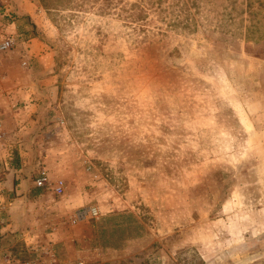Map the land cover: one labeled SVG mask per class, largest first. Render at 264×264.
I'll list each match as a JSON object with an SVG mask.
<instances>
[{
  "label": "rangeland",
  "instance_id": "374dc122",
  "mask_svg": "<svg viewBox=\"0 0 264 264\" xmlns=\"http://www.w3.org/2000/svg\"><path fill=\"white\" fill-rule=\"evenodd\" d=\"M168 1L140 41L99 2L0 0V83L29 82L63 160L0 136L4 263L264 264V0Z\"/></svg>",
  "mask_w": 264,
  "mask_h": 264
},
{
  "label": "crops",
  "instance_id": "0c3cea01",
  "mask_svg": "<svg viewBox=\"0 0 264 264\" xmlns=\"http://www.w3.org/2000/svg\"><path fill=\"white\" fill-rule=\"evenodd\" d=\"M27 14H32L31 10H26ZM14 23L10 21V23H6L2 25V30L12 32L14 31ZM0 29V30H1ZM6 38V37H5ZM3 38V39H5ZM35 37L30 38L29 40L32 43L35 41ZM2 39V40H3ZM1 41V40H0ZM32 50V49H31ZM39 57L42 58V53H39ZM44 72V71H43ZM11 73V71H10ZM25 74V75H24ZM33 72L31 73L28 69L27 70H19L18 77H30L32 76ZM4 76V75H3ZM7 77H11L10 75H5ZM14 77V76H13ZM29 82L22 81L21 79H13L10 82L0 83V136H47L43 138H39L38 146L40 148L39 151L44 152L40 155H43L42 159L47 162L48 166L53 162H59L60 164L63 162L61 158L60 151H56L53 149L55 143L52 141L51 136H56L55 134L46 132L47 126L45 124L39 125L38 119H33L32 115L34 111L40 107V103L37 101L32 100L34 97H31V93L33 88L28 84ZM7 117H9L10 124L7 125ZM6 141V140H5ZM3 148L0 147V159L3 153ZM43 150V151H42ZM38 161V160H37ZM59 165L58 173L61 171V165ZM0 181V188H3L4 191L5 187L7 186L8 189H14L15 192L18 191V185H9L5 184V182L1 183ZM27 187V186H26ZM25 187V188H26ZM21 188V187H20ZM24 190V188H22ZM3 197L0 198V204L4 202V205L12 211L15 202L11 199L5 198L4 194ZM14 224L0 222V237L9 234V231H13ZM34 240V239H33ZM1 251V249H0ZM0 264H6L3 260H0Z\"/></svg>",
  "mask_w": 264,
  "mask_h": 264
},
{
  "label": "trees",
  "instance_id": "16d2710c",
  "mask_svg": "<svg viewBox=\"0 0 264 264\" xmlns=\"http://www.w3.org/2000/svg\"><path fill=\"white\" fill-rule=\"evenodd\" d=\"M46 10L53 8L55 0H39ZM68 3L72 0H67ZM77 6H83L84 4L100 3V9L103 13H109L111 11H117L116 13L120 15L132 28L134 32L138 35L137 38L140 41H146L154 37V35L159 34V30H153L150 28H145L143 22L147 21L146 17L151 12L153 14L160 16L162 20L163 11L165 6L164 1L168 0H136L135 2H127L126 0H76ZM173 0L168 1V6L172 4ZM181 0H177L179 2ZM189 1L194 3V0H184L181 4L187 6ZM180 4V5H181ZM169 25L170 28H174V22Z\"/></svg>",
  "mask_w": 264,
  "mask_h": 264
},
{
  "label": "built area",
  "instance_id": "2783aa9c",
  "mask_svg": "<svg viewBox=\"0 0 264 264\" xmlns=\"http://www.w3.org/2000/svg\"><path fill=\"white\" fill-rule=\"evenodd\" d=\"M14 43V39L11 37H7L0 41V51L8 50L10 47H12ZM1 125V124H0ZM37 185H46L47 184V177L45 175L39 177L36 180ZM53 190L56 193H61L63 191V180L58 179L56 180L55 184L53 185ZM2 197V191L0 190V198Z\"/></svg>",
  "mask_w": 264,
  "mask_h": 264
}]
</instances>
